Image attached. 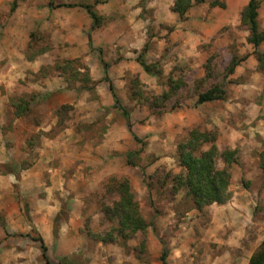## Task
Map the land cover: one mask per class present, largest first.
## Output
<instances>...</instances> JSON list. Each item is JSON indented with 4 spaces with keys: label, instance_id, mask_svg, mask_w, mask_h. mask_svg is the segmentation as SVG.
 <instances>
[{
    "label": "rangeland",
    "instance_id": "rangeland-1",
    "mask_svg": "<svg viewBox=\"0 0 264 264\" xmlns=\"http://www.w3.org/2000/svg\"><path fill=\"white\" fill-rule=\"evenodd\" d=\"M14 1L0 0V79L7 77L0 84V96H7L13 87L8 83L12 79L15 78L13 83H19L5 104L0 99V159L9 161L0 162V264H46L40 244L33 239L39 235L48 247L51 264H104V246L111 245L112 252L115 248L117 253L120 251L116 256L118 264L122 261L124 264H161L164 245L169 250L168 258L173 257L171 263L167 259L168 264H249L264 240V42L257 48L250 44L249 31L242 24V13L249 0H218L225 5L223 8L210 5L216 0H205L203 4L194 5L183 21L171 10L175 0H153L144 11L139 0H115L116 6L124 7L121 13L114 11L106 17L105 25L138 8L141 31L146 35L143 47L135 50L136 55L129 52L126 57L127 52L122 50L129 49L130 45L95 46V50L89 52V60L61 58L67 48H71L70 44L55 43L52 32L41 31L40 25L19 19V4L26 5V9L30 4L27 0H17L18 6L13 10ZM49 1H45L43 9L49 8ZM60 1L93 5L95 0H54L56 9L61 8L58 7L63 4ZM258 2L259 27L264 30V0ZM50 14L47 20L55 21V16ZM64 18L63 14L59 17ZM173 19L180 24L178 31ZM146 44L144 57L149 64L158 65L159 78L147 75L141 66L138 70L132 67ZM100 49L104 60L110 64L109 76L122 104L131 113L133 131L146 141L144 147L135 142L114 104H102L97 96L98 88L110 93L108 83L103 81ZM244 56H248L247 59L228 75L227 67L232 59ZM25 59L37 60L39 71L23 70L24 81L13 76L14 72L8 76V66ZM72 60L77 61L64 72L59 69L64 61ZM121 61L128 62V66H118ZM89 63L100 64L102 70L94 92L80 89L87 73L83 67H88ZM58 75L62 77L61 85H52V92L44 91L45 96L33 99L38 92L31 88V82H54ZM171 80L173 83L181 81L182 88L172 94L164 107L154 106L151 98L169 92L174 86ZM216 85L225 88L226 100L198 105V93ZM83 91L90 94L89 101L94 107L88 113L76 106L77 103L74 106L70 103L75 96L81 98L79 94ZM19 99L28 101L32 107L25 117H16L12 108V101ZM258 106H261L258 116L245 112L248 107L260 109ZM1 112L5 114L3 119ZM86 114L91 115L85 118L90 120L88 123L82 119ZM69 128L80 133L81 140L86 137L94 142L102 139L107 128L112 129L114 139L122 145L117 148L108 145L103 153L92 154L98 158L82 169L79 167L86 156L82 147L84 141L77 149L73 148ZM194 128L214 132L220 151L238 150V163L228 167L222 160L218 161V168L226 167L230 173L231 198L226 204H212L198 210L191 200L185 199L184 191L175 193L173 190V177L182 173L178 144ZM123 133L130 134L129 142ZM7 138L12 141L10 155L6 154ZM128 153H137L132 159L137 167L127 164ZM37 164L44 174L35 182L28 178L26 183L35 192L26 194L21 173ZM106 167L118 171L119 174L111 176L130 180L145 222L159 226L161 244L158 242L157 257L148 245L149 229L145 234L123 240L117 231L118 220L105 213V207L118 198L104 188L111 176L98 179V174ZM60 169H63L61 178H69L67 181L63 182L59 174H54ZM77 169L90 176L89 187L82 177H74ZM72 178L76 180L71 181ZM139 179L141 184L136 182ZM133 185L142 186L144 194L137 193ZM76 198L80 199L84 214L80 229L84 238L79 245L67 242L69 238L62 241L58 236ZM58 209L60 212L56 215ZM44 213L52 214L50 229L46 227V220L42 227L35 224V215ZM153 231L156 233V229ZM104 239L115 240L105 243ZM142 241L147 244L145 254L139 251ZM114 258L108 263L114 264Z\"/></svg>",
    "mask_w": 264,
    "mask_h": 264
},
{
    "label": "trees",
    "instance_id": "trees-1",
    "mask_svg": "<svg viewBox=\"0 0 264 264\" xmlns=\"http://www.w3.org/2000/svg\"><path fill=\"white\" fill-rule=\"evenodd\" d=\"M139 1V6L142 8V11H144L145 8H147V4L153 0ZM107 2L108 0H95L93 5L63 4L58 5V7H81L85 9L92 19V30H94L96 28H100L102 25L108 22L106 17L98 14V12L95 11L96 6L105 4ZM204 2L205 0H175L171 10L179 17L180 21H183L187 18L188 12L194 5L203 4ZM210 5L212 7H225V5L220 3L218 0L212 2ZM17 6L18 2L15 0L13 10H15ZM50 7H55L54 0H51ZM258 10V0H249L241 18L242 24L245 25L249 31L248 40L255 48L259 47L264 42V30H261L259 27ZM87 36L89 40L90 51H94L95 48L93 46L92 34L89 32ZM147 44L145 45L143 51L137 56L136 62L143 68L147 75L153 77L156 76L159 78L160 71L158 69V65L149 64L144 57L148 49ZM99 52L100 62L104 71L103 81L107 82L109 85L114 107L122 113L126 121L127 129L135 142L144 147L146 141H143L134 133L131 113L122 104V101L117 93V89L109 76L108 69L110 64L104 60L101 49ZM247 57L248 56H244L241 59L234 57L230 65L227 67L228 75H232L240 63L245 61ZM76 61L77 60L64 61L63 66L59 67V69L64 72L71 64L76 63ZM83 69H85L87 73L85 74L84 79L81 81L80 89L88 92H94L97 83L91 78L88 67L84 66ZM63 72L61 73L63 74ZM173 82L174 81L171 80V83ZM172 86L173 87L169 92H165L161 96H154L151 98L154 106L161 108L164 107L165 102L171 98L172 94L176 90L182 88L183 84L181 81H178L173 83ZM197 96V104L199 105L215 101H224L227 98V92L223 86L216 85L205 92L198 93ZM29 105L30 103L24 99H19L16 102L12 101V106L15 109V116H27V114L31 111ZM262 107L264 113V98ZM215 142L216 134L214 132L201 131L198 128H194L189 132L188 136L178 144V160L180 167L182 168V173L173 177V190L175 193L184 191L185 199L191 200L194 208L198 210H202L204 207L210 206L212 204H226L231 198V194L229 192V170L226 167L219 169L218 161L222 160L228 167L234 163H238V150L226 149L224 151H220ZM204 147H207V149L204 150ZM135 155H137V153L127 154V164L129 166L137 167V165L132 161ZM141 171L143 176H145L144 170ZM107 183L108 184H105L104 187L106 191L112 194L115 193L118 198L114 200L111 205L105 207V213L118 220L117 231L120 232L122 239H130L131 237L137 236L140 233H147L148 229L150 228V224L145 222L140 213V206L135 199L130 180L125 177L118 179L117 176H111ZM27 208L28 205L26 204V209ZM57 232L58 229L55 227L54 234L57 235ZM33 239L40 244L41 256L44 262L46 264H51L48 256V247L44 238L39 235ZM112 240L114 242L115 239H104V241H102L107 243L111 242ZM140 245V253L145 254L147 244H145V241H142ZM165 246L166 245L163 246V253L160 257L162 264H168L167 259L169 250ZM146 264H148V262H146ZM249 264H264V240L260 244L258 250L251 256Z\"/></svg>",
    "mask_w": 264,
    "mask_h": 264
},
{
    "label": "crops",
    "instance_id": "crops-1",
    "mask_svg": "<svg viewBox=\"0 0 264 264\" xmlns=\"http://www.w3.org/2000/svg\"><path fill=\"white\" fill-rule=\"evenodd\" d=\"M45 1L46 0H27V4H30L29 8L26 9V5L20 6V4H21L20 3L17 13L19 14V19H21V20L26 19L29 22L31 21V23L33 25H40L41 31L47 30L49 32H52V39L54 40L55 43L60 41L62 45H63V43L70 44L71 48H67L68 50L65 51L60 56L61 58L77 59V58L84 57L86 60H89L90 48H89V40H88V36H87V33H89V32L92 34L94 47L98 46L100 48H105L107 45H112L115 43H119V44H123V45L124 44L130 45L129 49L126 47L125 50H122L123 52H127L125 55L126 57H128V55L131 54L129 52H134L133 55H136L135 50L136 49L140 50L143 47L142 43H143V41H145L144 38L146 35H145V32L141 31V28H143V27L140 24V22H142V21H140V19H138V16L140 14L139 13L140 11L138 8L134 9V11H132L131 14H128V15L121 17L120 20H118L116 22L109 23L108 25L104 24L100 28H96V29L92 30V24H93L92 19L85 9H83L81 7H72V8L61 7V8L56 9V7L51 8L50 4H49V8L43 9L42 5H44L46 3ZM114 1L115 0H108V2L106 4H100L99 6H97L98 13L102 16H105V17L110 16L112 14V12H114V11H116V12L119 11L121 13L122 8L124 6H120V7L118 5L116 6ZM117 2H121V0H119ZM60 3L61 4L62 3L63 4L64 3L71 4V3L63 2V1H60ZM135 4H137V2ZM39 7H40V9H38ZM60 10H61V13H60ZM22 12H24L25 14ZM50 13H52V15L55 16V21L49 22L47 20L48 16L51 15ZM62 14L64 15L65 18L61 20V19H59V17ZM174 20H176L175 21V24L177 27L176 31H178L180 24H178L177 19H173L172 21H174ZM36 61L37 60L29 62L25 59L24 61L22 60V62H20V63H18V62L13 63L12 62L8 66V67H10V72L8 73V76L10 75V73L13 74V72H14L13 76H18L19 80L21 79L24 81L26 74L23 70H27L28 68H30L34 73H37L39 71L40 65ZM125 63H126V65H125ZM118 66H120L122 68L125 66L127 67L128 62L121 61ZM138 66H140V65L136 61L132 62V67L135 70H138L137 69ZM88 67H89V71H90V76L94 81H98L102 78V70H100L101 69L100 64L89 63ZM122 72H125V71H122ZM58 76H60V75H58ZM6 79H7V77L0 79V84L2 82H5ZM13 80H15V78L12 79V82H8L9 84L12 83L13 87L8 91L7 96H2V95L0 96V99L3 101L4 104H5L4 101L9 99V95L12 94L17 89V85L19 86V83L18 82L13 83L14 82ZM61 80H62V77L60 76L54 82H45L44 84H38L36 82H31L32 83V84H30L31 88L33 90H36V92H38V93H34V95L32 96L33 99H36L37 96H38V98L45 96L46 94L44 93V91L50 92L52 90V88H51L52 85H55V84L61 85ZM41 92H43V93H41ZM18 95L21 97L23 96V94H21V93ZM79 95L81 96V98H78L77 96H75V98L73 100H71L70 103L73 106L75 105V103H77L76 106H81V108L84 110V112L88 113L89 109L94 108L92 103H90V101H89L90 94L83 91ZM97 96L100 98L102 104H107V105H110L112 103L114 104V102L111 101V100H113L111 94L108 92L106 93L105 88H103V89L98 88ZM230 99H228L227 101H230ZM226 103H228V102H226ZM0 107H1V103H0ZM12 108H13V106H12ZM30 108H32V107L30 106ZM253 108L254 107H250V108L248 107V109L245 112L249 113V114L252 113V115H253L252 117L258 116V114H260L261 106H258V108H260V109H256V108L253 109ZM5 110H7V109H5ZM1 114H2L1 117L3 119L5 114H3L2 112H1ZM88 116L91 117V115H87V114H86V116L82 117V119L86 123L90 122V120H87V119L85 120V118H87ZM20 119H22V118H20ZM17 120H18V118L16 119V121ZM68 131H70L72 133L70 135V137H72V140H70V141H71V146L73 148L77 149L78 147H80V143L84 141L82 147L87 152L85 151V154H86V156L84 158L85 161L83 162L82 166L79 167L82 169L86 168L87 166H91L92 161L95 162V159L98 158V156H93L92 154L96 155L97 152L103 153V149H105L108 145L111 147L115 146L116 148L121 147V145H122V143L120 141H117L116 139H114V135L112 134V129L107 128L106 132H104V134L102 136V139L98 142L97 141L94 142L90 138H86V137L84 139L82 138V140H83L82 141L80 139L81 138L80 133L75 131L73 128H71V129L69 128ZM45 132H48V131H45ZM129 135H128V133H123V137L126 138V140H128V142L130 140ZM11 143H12V141L7 138L6 144L9 147V149H8V152L6 154H8V155H10L9 151L11 149ZM0 162H9V161H8V158H6V159H0ZM108 167L104 168L103 171L100 172V174H98V179L103 180V179L111 176L112 174H119V173H117L118 171L116 169L111 168L112 170H107ZM62 171H63V169L62 170L60 169V171L57 170V172L55 171L54 174H59L58 178L59 177L61 178L60 173H62ZM49 172H53V170H50ZM125 172H128V171H125ZM82 173H84V172H82ZM43 174H44V172L41 170V166L38 164L33 166L32 168L25 169L22 171L21 180H22V182H24L23 188H24V192H26V194H29L32 191L35 192V190L29 189L30 187H28V185L26 183L28 181V178H33V182H35L37 179H40ZM10 176H12V175L10 174ZM74 177H76V179H79L80 177H82V179L84 180L83 183L88 184V187L90 186V184H89V182L91 180L90 176H88V175L85 176V174H81L79 169H77ZM61 179L64 182V181H67L69 178L62 177ZM76 179L72 178L71 181H75ZM136 182L140 183L141 181L139 179ZM37 185H38V183H37ZM134 189L137 190L136 191L137 193L140 192L141 194H144L142 186H139V187L134 186ZM140 198H143V197H140ZM74 201H75V203L71 205L69 218H68L67 222H65L66 224L62 226L60 232L58 233V236L61 238L62 241L69 238V240H67V242L69 241L70 243H75L76 245H79V243L82 242V240L84 238V237H82V234L80 232V229L83 226V221H84L83 215L84 214H83L82 204H80V202H79L80 199L76 198ZM59 212H60V209H58L55 212V214L57 215ZM50 216H52V214L49 215L48 213H44V214H42V216L35 215L36 226L42 227V222H44V220H46V221H48V224L46 227H48V229H50L51 228L50 227L51 222H49L51 219ZM157 226H158L157 223L151 224L149 231H148L149 232L148 233V245L154 251L155 257L158 256V254H157V251L159 250L157 247L158 242L161 244V240L159 239L161 237V235H160V231H158V229H157ZM158 228H159V226H158ZM153 229H156V233L154 232L155 230L153 231ZM51 234H52V230H51ZM101 246L103 247L102 244H101ZM104 250H105L104 256L102 255L103 263L109 264L108 263L109 259L111 257H115L114 259L116 261L114 264H118L117 262H119V261H118V259H116V256H118V253L120 251H118V253H117V249L115 248L114 252H112L113 251L112 245L106 246V247L104 246ZM178 251L181 252V250H178ZM181 254H182V252H181ZM182 256H183V254H182ZM171 259H173V257L170 256V258H168L169 263H171ZM122 262H120V264H124ZM134 264H135V262H134ZM154 264H160V263L154 262Z\"/></svg>",
    "mask_w": 264,
    "mask_h": 264
}]
</instances>
